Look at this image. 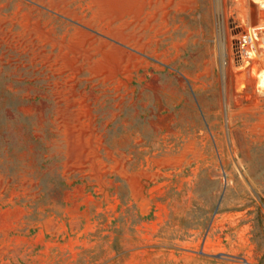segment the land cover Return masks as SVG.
Masks as SVG:
<instances>
[{
  "label": "rangeland",
  "instance_id": "rangeland-1",
  "mask_svg": "<svg viewBox=\"0 0 264 264\" xmlns=\"http://www.w3.org/2000/svg\"><path fill=\"white\" fill-rule=\"evenodd\" d=\"M76 1L0 0V264H264V1Z\"/></svg>",
  "mask_w": 264,
  "mask_h": 264
},
{
  "label": "crops",
  "instance_id": "crops-1",
  "mask_svg": "<svg viewBox=\"0 0 264 264\" xmlns=\"http://www.w3.org/2000/svg\"><path fill=\"white\" fill-rule=\"evenodd\" d=\"M29 3L36 4L38 6H50L51 4L54 6L52 9L69 19L76 20L78 22H81L85 26H90L86 21H88L87 15L84 13H81L77 9H75L76 0H26Z\"/></svg>",
  "mask_w": 264,
  "mask_h": 264
},
{
  "label": "built area",
  "instance_id": "built-area-1",
  "mask_svg": "<svg viewBox=\"0 0 264 264\" xmlns=\"http://www.w3.org/2000/svg\"><path fill=\"white\" fill-rule=\"evenodd\" d=\"M264 1V0H260ZM261 37L260 32L254 29H247L240 34L239 45L242 51L253 53L255 55V45H258L259 38Z\"/></svg>",
  "mask_w": 264,
  "mask_h": 264
},
{
  "label": "bare ground",
  "instance_id": "bare-ground-1",
  "mask_svg": "<svg viewBox=\"0 0 264 264\" xmlns=\"http://www.w3.org/2000/svg\"><path fill=\"white\" fill-rule=\"evenodd\" d=\"M147 1V0H146ZM262 3V2H261ZM146 8V7H145Z\"/></svg>",
  "mask_w": 264,
  "mask_h": 264
}]
</instances>
